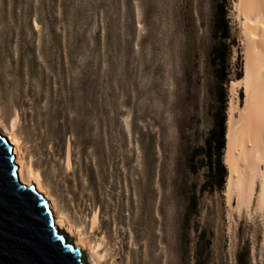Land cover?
Instances as JSON below:
<instances>
[{
  "label": "rangeland",
  "instance_id": "374dc122",
  "mask_svg": "<svg viewBox=\"0 0 264 264\" xmlns=\"http://www.w3.org/2000/svg\"><path fill=\"white\" fill-rule=\"evenodd\" d=\"M235 1L0 0L18 132L55 129L43 183L103 264H264L262 213L227 199L207 146L242 77Z\"/></svg>",
  "mask_w": 264,
  "mask_h": 264
},
{
  "label": "bare ground",
  "instance_id": "6f19581e",
  "mask_svg": "<svg viewBox=\"0 0 264 264\" xmlns=\"http://www.w3.org/2000/svg\"><path fill=\"white\" fill-rule=\"evenodd\" d=\"M233 13L240 23L243 36V69L242 77L229 84L230 100L222 156L228 172L225 195L228 200L235 195L238 207H249L255 200L264 223V0H236ZM12 65L8 40L0 33V98L9 95L6 101L9 115L6 119L0 116V134L13 147L18 180L26 186L33 185L42 194L47 200L53 225L74 235L73 244L86 251L91 264H103L109 255L103 238L98 241L87 239L81 226L73 224L60 210L43 183L40 166L49 161L47 155L50 150L46 144L55 129L48 127L41 130L37 124L25 135L21 136L18 132L20 118L12 96L13 82L7 79L13 74ZM235 87L241 88L244 94L240 108L232 97ZM54 117L51 114L49 120ZM66 167H70L69 157ZM96 223L97 216L92 220L91 229Z\"/></svg>",
  "mask_w": 264,
  "mask_h": 264
},
{
  "label": "water",
  "instance_id": "95a60500",
  "mask_svg": "<svg viewBox=\"0 0 264 264\" xmlns=\"http://www.w3.org/2000/svg\"><path fill=\"white\" fill-rule=\"evenodd\" d=\"M13 147L0 134V264H87L53 225L47 200L19 182Z\"/></svg>",
  "mask_w": 264,
  "mask_h": 264
},
{
  "label": "trees",
  "instance_id": "16d2710c",
  "mask_svg": "<svg viewBox=\"0 0 264 264\" xmlns=\"http://www.w3.org/2000/svg\"><path fill=\"white\" fill-rule=\"evenodd\" d=\"M241 78V76H237L236 79ZM227 80H220L219 84H227ZM224 119L223 116L216 120L215 122V129L213 130V132L211 133V137L209 138V140L207 141V146H208V153H209V157L212 155L213 151H216V174H218L217 178H219L218 180V184L217 186H221L222 183V178L224 177V169L223 166L221 164V160H220V155H221V151L224 148L223 146V131H224V125H223Z\"/></svg>",
  "mask_w": 264,
  "mask_h": 264
}]
</instances>
